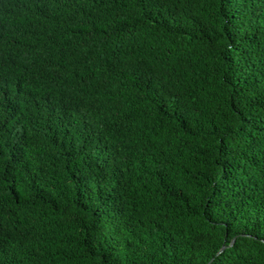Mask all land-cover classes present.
<instances>
[{
  "label": "trees",
  "instance_id": "1",
  "mask_svg": "<svg viewBox=\"0 0 264 264\" xmlns=\"http://www.w3.org/2000/svg\"><path fill=\"white\" fill-rule=\"evenodd\" d=\"M207 263L264 264V0H0V264Z\"/></svg>",
  "mask_w": 264,
  "mask_h": 264
},
{
  "label": "water",
  "instance_id": "2",
  "mask_svg": "<svg viewBox=\"0 0 264 264\" xmlns=\"http://www.w3.org/2000/svg\"><path fill=\"white\" fill-rule=\"evenodd\" d=\"M233 241H234V239H233ZM233 241H232V242H233ZM225 248H226V246H225V245H224V246H222V247H221V249L219 250V252H221V251H222V250H224ZM207 264H209V263H207Z\"/></svg>",
  "mask_w": 264,
  "mask_h": 264
}]
</instances>
